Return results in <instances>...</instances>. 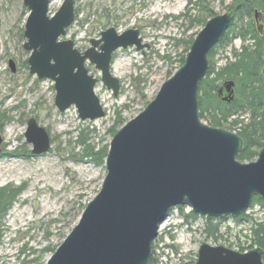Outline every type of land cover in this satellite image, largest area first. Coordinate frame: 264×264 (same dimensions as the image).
I'll return each mask as SVG.
<instances>
[{"label": "water", "instance_id": "obj_1", "mask_svg": "<svg viewBox=\"0 0 264 264\" xmlns=\"http://www.w3.org/2000/svg\"><path fill=\"white\" fill-rule=\"evenodd\" d=\"M22 1L28 11L22 33L29 73L52 82L59 112L75 106L82 121L104 117L95 93L98 78L86 63L101 72L100 83L117 97L121 82L110 71L113 55L127 47L143 53L149 44L137 28L119 33L107 27L80 52L72 39L64 38L75 21V0H63L52 14L50 0ZM231 20L228 13L210 17L194 35L180 67L112 135L99 192L44 264H148L159 227L176 206L219 219L239 217L251 207L253 196L264 199V147L254 160L241 162L236 158L241 138L199 117L198 85L209 70L208 54ZM9 66L15 70L12 60ZM233 86L226 80L220 87L223 102L233 100ZM24 139L32 156L51 147L48 130L33 116ZM262 254L257 247L240 252L202 242L195 264H264Z\"/></svg>", "mask_w": 264, "mask_h": 264}, {"label": "rangeland", "instance_id": "obj_2", "mask_svg": "<svg viewBox=\"0 0 264 264\" xmlns=\"http://www.w3.org/2000/svg\"><path fill=\"white\" fill-rule=\"evenodd\" d=\"M231 1L207 0L208 13H205L201 8L187 11L188 0H75V21L64 38L72 39L78 50L89 47V40L99 38L100 32L107 27H113L119 33L137 28L143 42L149 44L143 53L134 47L115 52L110 71L120 79L119 94L114 97L98 81L95 93L105 116L82 121L75 106L62 113L57 110L50 80H39L29 73V52L24 49L25 38L21 36L28 13L23 1L0 0V115L8 118L0 125L3 141L0 145L3 154L0 187L24 186L0 229V264H17L32 251L34 256L43 254L40 263H45L52 252H42L43 249L58 247L77 222L82 208L99 192L106 173L104 165L77 159L81 149L75 142L76 131L87 127L86 138L92 146L96 147L101 141L108 142L111 136L106 135V130L111 127L116 112L129 121L156 95L170 72L177 70L180 55L186 54V45L179 40L193 39L203 26L191 23V20L203 12L205 18L210 17L209 13L213 16L230 13L226 6ZM62 2L50 0L49 13L56 12ZM240 45V40L234 39L230 44L225 40L215 47L211 56L213 65L222 66L226 58H232V49H238ZM9 60L13 61L14 71L10 69ZM87 67L95 77H100L101 72L92 64L87 63ZM32 116L48 130L54 141L50 151L41 156L26 155L31 146L26 143L24 132L26 122ZM201 121L209 122L205 118ZM182 208L184 213L190 211L188 207ZM246 214L262 220L264 209L253 206ZM204 223L205 218L198 215V219L185 224L179 209L171 210L157 235L156 252L163 254L162 263L187 261V255L197 254L202 242L233 249L238 244H246L247 219H221L216 242L203 234ZM167 244L171 247L166 249Z\"/></svg>", "mask_w": 264, "mask_h": 264}, {"label": "trees", "instance_id": "obj_3", "mask_svg": "<svg viewBox=\"0 0 264 264\" xmlns=\"http://www.w3.org/2000/svg\"><path fill=\"white\" fill-rule=\"evenodd\" d=\"M207 0H188L186 10H199L208 13L206 9ZM25 8V7H24ZM232 15L231 26L216 47L226 40V44H230L234 39L240 40V47L233 48L230 55L232 58H226V62L222 66L215 67L211 60L214 48L208 54L209 70L198 85V111L200 119H206L212 127H219L224 130L233 131L241 138L242 148L236 156L241 162H249L254 159L259 149L264 147V76H262V68L264 67V0H232L231 4L226 6ZM262 14V25H258L254 21V11ZM204 12L197 18L191 20V23L203 25L207 19L213 14L209 13L208 18L204 17ZM185 15V14H184ZM101 24V23H100ZM21 31V36H23ZM193 39L188 41L179 40L186 45L185 52L190 48ZM166 58H169L166 56ZM179 67L184 61V55L179 57ZM172 73L170 72L169 77ZM226 80L234 82V94L231 102H223L218 97V90ZM111 127L106 130V135H112L126 122L120 112H116ZM245 116V117H244ZM3 119H8L4 114L0 115V125ZM87 127L76 131L75 142L80 146V152L77 153L78 160L90 161L97 165H104L105 157L108 152V142L101 141V144L92 146L88 142ZM89 131V130H88ZM91 130L90 132H92ZM110 140V139H109ZM54 141L52 140V143ZM30 155V152H26ZM3 156L0 153V158ZM24 186L3 185L0 187V229L3 226L4 218L13 206L14 202L21 195ZM251 207L259 206L264 209V199L253 196ZM85 207V206H84ZM83 207V208H84ZM82 208V209H83ZM180 211L183 223L187 224L190 220L198 219V215L192 211L184 213V208L176 207ZM205 218L202 226V232L206 238L218 240L219 222L222 218ZM234 219L241 221L247 219L249 221L248 234L245 235L246 244H238L237 248L240 252L257 247L262 249V258L264 263V218L262 220L254 219L242 212L239 217ZM0 231V243H1ZM159 237H157L152 245V256L148 264H164L162 263V253L156 252ZM231 246V245H230ZM171 247L170 244L164 246ZM26 250V247H24ZM55 249L49 246L42 252H53ZM32 251L27 256L21 258L17 264H42L40 259L42 255L34 256ZM195 253L187 255V261L179 260L177 264H195Z\"/></svg>", "mask_w": 264, "mask_h": 264}, {"label": "flooded vegetation", "instance_id": "obj_4", "mask_svg": "<svg viewBox=\"0 0 264 264\" xmlns=\"http://www.w3.org/2000/svg\"><path fill=\"white\" fill-rule=\"evenodd\" d=\"M255 12V15H254V21L258 24V25H262L263 22H261V19H262V14L259 12V11H254ZM256 13H257V16H256ZM230 14V13H228ZM212 17V16H211ZM210 19V18H209ZM208 20V19H207ZM206 20V21H207ZM86 49V48H85ZM84 49V50H85ZM83 52V51H82ZM220 89V88H219Z\"/></svg>", "mask_w": 264, "mask_h": 264}]
</instances>
